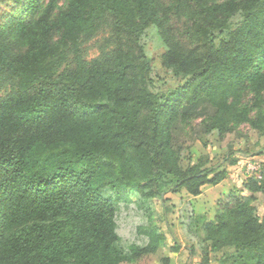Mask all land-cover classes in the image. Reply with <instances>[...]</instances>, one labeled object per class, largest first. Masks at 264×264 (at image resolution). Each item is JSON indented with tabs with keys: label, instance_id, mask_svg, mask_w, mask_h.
<instances>
[{
	"label": "trees",
	"instance_id": "trees-1",
	"mask_svg": "<svg viewBox=\"0 0 264 264\" xmlns=\"http://www.w3.org/2000/svg\"><path fill=\"white\" fill-rule=\"evenodd\" d=\"M60 1L0 0V70L19 87L0 100V264L136 262L163 236L131 194L142 203L197 196L225 177L180 166L171 127L188 118L182 105L206 98L215 113L204 123L219 137L244 123L264 131V0ZM102 16L115 49L87 63L79 44ZM151 25L174 88L152 89ZM241 192L194 223L211 251L233 250L224 263L264 264V217L255 213L264 166Z\"/></svg>",
	"mask_w": 264,
	"mask_h": 264
},
{
	"label": "rangeland",
	"instance_id": "rangeland-1",
	"mask_svg": "<svg viewBox=\"0 0 264 264\" xmlns=\"http://www.w3.org/2000/svg\"><path fill=\"white\" fill-rule=\"evenodd\" d=\"M65 3L66 0H61L59 5ZM12 9L11 4L4 6L1 14L8 15ZM145 33L147 56L153 59L152 89L176 87L179 80L161 69L158 62L166 46L156 27L149 26ZM113 40L110 21L102 16L95 34L91 38L81 39L79 52L82 60L88 63L111 53L115 49ZM183 43L185 47L191 44L185 37ZM63 56L62 69H70L73 66L72 54L66 51ZM18 92L17 79L8 77L0 70V100ZM248 97L244 100L247 101ZM262 98L264 101V93ZM261 107L264 112V102ZM180 111L188 118H182L171 127V147L178 155L180 166L183 169L192 166L199 169L218 167L219 171H225V177L214 184L205 183L197 196L185 191L164 195L157 193L148 202L142 203L139 195L131 194L142 209L151 211L152 222L162 234L163 241L155 253L145 255L136 262L122 264H165L164 259L168 264H226L223 258L226 253L233 252L232 249L211 251L208 242L203 241L200 227L194 223L195 218L203 217L209 222L217 206L228 205L234 198L247 194L241 192L243 182L249 177L259 178L264 166V131L244 123L232 133L219 137L215 130L209 131L204 123L214 115L215 110L203 96L184 103ZM255 213L264 217V198L257 200Z\"/></svg>",
	"mask_w": 264,
	"mask_h": 264
}]
</instances>
